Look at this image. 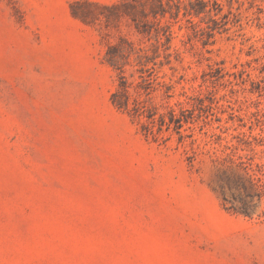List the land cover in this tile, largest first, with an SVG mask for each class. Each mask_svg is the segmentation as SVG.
I'll return each mask as SVG.
<instances>
[{
    "label": "rangeland",
    "instance_id": "rangeland-1",
    "mask_svg": "<svg viewBox=\"0 0 264 264\" xmlns=\"http://www.w3.org/2000/svg\"><path fill=\"white\" fill-rule=\"evenodd\" d=\"M222 170L264 210V0H0V264H264Z\"/></svg>",
    "mask_w": 264,
    "mask_h": 264
},
{
    "label": "trees",
    "instance_id": "trees-1",
    "mask_svg": "<svg viewBox=\"0 0 264 264\" xmlns=\"http://www.w3.org/2000/svg\"><path fill=\"white\" fill-rule=\"evenodd\" d=\"M217 186L222 200L230 204L229 208L245 216H252L255 206H258L259 211L255 214L258 217L264 215L261 191L250 177L222 170L218 175Z\"/></svg>",
    "mask_w": 264,
    "mask_h": 264
}]
</instances>
